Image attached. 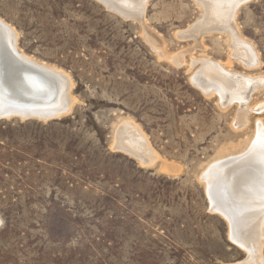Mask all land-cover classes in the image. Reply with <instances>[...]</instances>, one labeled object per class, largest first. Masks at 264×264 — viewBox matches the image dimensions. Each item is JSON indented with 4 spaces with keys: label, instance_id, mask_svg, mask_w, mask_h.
<instances>
[{
    "label": "rangeland",
    "instance_id": "1",
    "mask_svg": "<svg viewBox=\"0 0 264 264\" xmlns=\"http://www.w3.org/2000/svg\"><path fill=\"white\" fill-rule=\"evenodd\" d=\"M130 1L145 5L141 20L103 0H0L25 53L70 75L75 102L56 118H0V264L248 259L202 176L264 128V85L239 127L240 102L223 105L193 79L202 60L264 77V0L242 3L236 17L255 66L234 55L224 31L182 35L203 17L197 0ZM127 121L146 133L152 161L117 147Z\"/></svg>",
    "mask_w": 264,
    "mask_h": 264
},
{
    "label": "bare ground",
    "instance_id": "2",
    "mask_svg": "<svg viewBox=\"0 0 264 264\" xmlns=\"http://www.w3.org/2000/svg\"><path fill=\"white\" fill-rule=\"evenodd\" d=\"M103 1L123 13H127L126 9L134 10L135 14L140 12V8H134L130 0ZM197 1L203 8V17L195 25H190L188 32L182 35L196 37L212 30L224 31L232 39L234 55L249 66L258 65V53L250 42L242 40L236 22L240 5L248 0ZM165 53L161 54L166 56ZM169 58L176 63L179 59L174 56ZM193 61L195 63V59ZM201 62L202 67L196 73L194 83L206 93L218 92L223 105L227 106L237 99L241 108L237 124L240 127L248 109L250 93L264 85V77L250 78L230 74L219 63L210 60ZM72 85L73 81L67 72L25 53L19 46L16 29L0 17V118L18 116L22 119L37 117L42 120L54 115H65L75 103L71 93ZM139 126L133 122H124L118 129L116 145L138 156L142 159L140 162L147 163L152 161L155 154L146 133ZM202 178L207 183L212 208L221 212L230 223L231 238L249 250L248 259L240 264H264L262 124L245 153L220 159L204 172Z\"/></svg>",
    "mask_w": 264,
    "mask_h": 264
},
{
    "label": "water",
    "instance_id": "3",
    "mask_svg": "<svg viewBox=\"0 0 264 264\" xmlns=\"http://www.w3.org/2000/svg\"><path fill=\"white\" fill-rule=\"evenodd\" d=\"M102 1V0H101ZM147 1L148 0H146V3H147ZM104 2V1H103ZM105 3V2H104ZM145 3V4H146ZM106 4V3H105ZM143 6V5H142ZM144 7H145V5L143 6V7H140V12L139 13H137V14H134V15H129V14H127V13H123V12H121L120 10H118V9H115V8H111V9H114L115 11H118V12H120V13H122V14H125V16H131V17H136L137 19H139V20H141V18H142V14H143V12H144ZM110 8V7H109ZM143 8V10L141 11V9ZM56 117H58V115L56 116V115H54V116H51V117H49V119H51V118H56Z\"/></svg>",
    "mask_w": 264,
    "mask_h": 264
}]
</instances>
